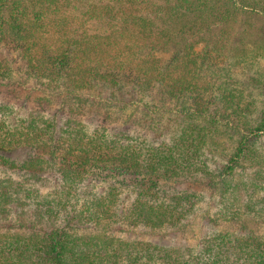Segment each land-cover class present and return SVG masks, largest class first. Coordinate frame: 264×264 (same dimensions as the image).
<instances>
[{
	"label": "trees",
	"instance_id": "trees-1",
	"mask_svg": "<svg viewBox=\"0 0 264 264\" xmlns=\"http://www.w3.org/2000/svg\"><path fill=\"white\" fill-rule=\"evenodd\" d=\"M77 1L0 0V85L21 76L40 93L14 122L0 103V166L24 177H0V264H264V235L247 230L237 204L238 192L258 195L245 208L264 217V75L229 40L237 19L264 15V0H86L83 11ZM214 153L226 158L210 170ZM49 170L60 185L39 200L34 183ZM107 174L136 179L129 206L115 183L69 204ZM180 179L210 183L213 222L240 231L212 232L187 259L119 237L182 228L199 199L159 184Z\"/></svg>",
	"mask_w": 264,
	"mask_h": 264
},
{
	"label": "rangeland",
	"instance_id": "rangeland-1",
	"mask_svg": "<svg viewBox=\"0 0 264 264\" xmlns=\"http://www.w3.org/2000/svg\"><path fill=\"white\" fill-rule=\"evenodd\" d=\"M85 2L86 0H78L74 4L77 5L79 10L83 11L84 7L82 6H84ZM232 30L233 31L231 32V36L229 39L230 47L234 50V52L236 51L240 55L241 61L243 62L245 69L249 70V72L251 73L259 72L264 75V15L240 17L236 20L235 23H233ZM0 56L9 57L5 49H0ZM159 57H161L163 60H166L168 54L159 53ZM13 87H16L17 89L16 98L10 95ZM37 93V89L33 84H31L30 82H25L21 76H17V78L14 80L13 85H0V103L5 102L11 104L12 114L9 116H11V118L13 119L12 122H14L15 118H22L23 116L27 115L29 110H32L31 108H33V99L36 95L39 96L38 94H40ZM257 100V106L260 107L261 101L264 102V97L258 96ZM0 116V118L5 119L3 113H1ZM56 123L57 125L61 124V121L57 120ZM89 128L91 129V126ZM219 149H222L223 152L228 154L232 152V146L230 142L226 139H221ZM23 157V153L15 154L13 156V158H15V160L18 162H20ZM225 158L226 155H223L221 153H214L212 159L207 160V167L212 170L214 168L215 163L219 165L225 161ZM254 169L255 168H250L245 171L246 175L248 176V174L253 173ZM258 169L264 172L263 168ZM0 177L2 179L13 178L16 181L21 182L24 179L20 172H6L1 168V166ZM135 182L136 179H133L131 177L114 176L112 174H107L101 179H99V181H89L88 187H85L84 190L81 191L77 199L70 200L69 204H72L74 202L73 204L75 205V207L77 206V208H80L81 205H85L86 203L89 204L96 197L105 194L109 186L115 183L119 185L122 191L120 193V199H122L125 204H128L127 206H129L130 202L134 199L132 191L135 186ZM233 183H235V180L233 181ZM159 184L160 187L165 188L168 193L188 192L195 194L199 199L196 211L192 215H190V217L183 223L184 226L182 228L165 229L151 233L149 230L139 227L133 230V232L130 234H119V237L121 239L125 241L127 240L134 242L138 240L144 242L148 241L152 242L153 244L159 247L169 249L176 248L179 250L178 253L180 254V256H183L184 259H187L189 251L192 253L199 252L202 240H205L204 238L207 236H211L212 232H218L219 229L227 230L230 232H235V230L240 231L241 226L239 224H235L233 222H222L217 219L215 223L213 222L214 214L216 211H218L220 206L219 192L217 190H213L211 188L210 183L208 184L205 179H197L196 181L189 179L159 180ZM211 184H218V181ZM34 185L40 191L41 196H39V200H43V197L47 196L46 192H53L58 189L60 185V179L55 171L49 170L44 173L43 180L38 184L34 183ZM251 196V192H238L237 204L239 205V208H241L242 212L246 213V215H244V219L247 223V230H250L255 234L264 235V217L253 216L245 208L246 203L252 204L253 200L258 197V195H253L252 197ZM49 197L51 199V196ZM21 200H24L29 205L36 203V201H33V199L31 201L30 199ZM68 209H71L70 205L68 206ZM21 210V208H18L16 214L19 213V211ZM22 218L23 219L21 222H24V217ZM32 218V215H28L26 219L28 221L32 220ZM18 222L19 220H16L14 224L16 223L18 225ZM2 223L6 224L7 222L0 219V224ZM118 228V225L115 226V233ZM4 231L5 230L0 227V232Z\"/></svg>",
	"mask_w": 264,
	"mask_h": 264
}]
</instances>
